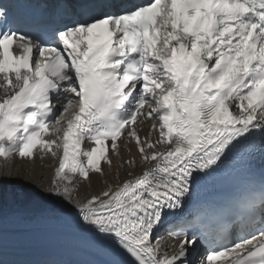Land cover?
<instances>
[{"label":"snow or ice","instance_id":"1","mask_svg":"<svg viewBox=\"0 0 264 264\" xmlns=\"http://www.w3.org/2000/svg\"><path fill=\"white\" fill-rule=\"evenodd\" d=\"M9 17L0 3V251L5 185L50 155V183L18 203L51 198L44 218L104 234L133 264H264V192L245 198L235 237L231 221L169 222L201 175L264 133V0H60L47 37ZM132 142L121 166L142 173L81 196Z\"/></svg>","mask_w":264,"mask_h":264},{"label":"bare ground","instance_id":"2","mask_svg":"<svg viewBox=\"0 0 264 264\" xmlns=\"http://www.w3.org/2000/svg\"><path fill=\"white\" fill-rule=\"evenodd\" d=\"M146 132H142V135ZM156 135L155 133L153 134ZM47 138V137H45ZM110 143V142H109ZM94 146V145H91ZM132 152L126 151L123 146L121 147V157L117 158L109 149L108 155L113 159L111 168L102 161V168L105 175L92 174L91 183L82 182L79 188L81 196L89 194H99L103 191L107 184H112L113 187L123 183L126 179H131L128 176V171H132L133 175H140L143 171V166L136 168L122 167L123 160L131 158L132 155L138 156L135 143L132 142ZM58 162H54L50 155L45 156L43 163H37L35 172L25 174L23 180L25 183L19 184H6L5 185V215L3 220L2 231H9L10 235H25V233H35L37 231H59V230H81L74 221L68 219H48L44 218L43 210L50 207L54 202L51 198H43L40 196H29L28 201L24 205H20L15 198V193L24 191L32 193L33 189L37 192L45 189L54 176V169ZM31 169V165L29 166ZM117 173L119 177L117 178ZM27 185V186H26ZM98 236L104 239V234L95 232ZM106 240V239H104ZM112 256L111 262H101L97 259L87 255H74L55 250H48L47 252H19V253H6L0 254V264H133L132 258L119 248V245L114 243L108 246ZM49 256V261L45 262Z\"/></svg>","mask_w":264,"mask_h":264}]
</instances>
